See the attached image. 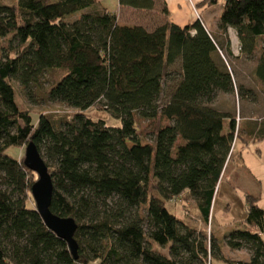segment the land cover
I'll use <instances>...</instances> for the list:
<instances>
[{
	"label": "trees",
	"instance_id": "1",
	"mask_svg": "<svg viewBox=\"0 0 264 264\" xmlns=\"http://www.w3.org/2000/svg\"><path fill=\"white\" fill-rule=\"evenodd\" d=\"M220 1L217 27L233 29L241 54L257 60L264 90V0L200 6ZM118 2L148 11L160 2L168 16L164 0ZM0 41V264H264L256 196H246L245 219L223 237L168 210L182 199L212 225L236 144L264 137L262 124L248 130L232 109L213 106L218 95L245 100L251 91L235 84L222 57L230 47L200 19L147 29L120 23L95 0H0ZM49 71L61 77L44 98L75 112L34 120L14 82L29 99ZM98 105L119 125L89 118ZM29 142L53 180L51 213L77 225V259L28 207L36 174L6 154ZM224 247L247 250L249 261H227Z\"/></svg>",
	"mask_w": 264,
	"mask_h": 264
},
{
	"label": "rangeland",
	"instance_id": "2",
	"mask_svg": "<svg viewBox=\"0 0 264 264\" xmlns=\"http://www.w3.org/2000/svg\"><path fill=\"white\" fill-rule=\"evenodd\" d=\"M3 1L8 4L12 2V0ZM222 5L220 1L217 5L207 10L197 7V11L198 14L202 16L203 21L207 22L208 25L205 24L207 30L215 35V37L217 36L224 46L228 44L230 47L231 54H228L227 50H224V55L222 57L233 75L235 84L246 90H250L251 93L248 94L243 101L239 100L237 95H218L213 106L221 111L232 109L237 119L239 117H245L247 118L246 121L251 123V125L257 126L262 124L264 127V90L254 72L257 66V60H248L241 54L239 49L240 43L233 29H228L225 34L219 31L216 24L222 13ZM158 11L155 15L161 20V15H164L161 13V9ZM142 17L144 19H149L152 16L144 15ZM163 23L164 22L161 24ZM5 43V41H0V57L6 46ZM60 75L61 74L55 75L50 71L47 72L42 79V89L37 90L33 88L29 99L24 95L21 87L14 82L16 99L20 108L29 112L34 120H36L40 114L52 113L58 115H71L75 112L73 109L62 104L48 102L44 98L47 88L53 84L55 80L59 79L61 77ZM259 105L261 107L260 110H258ZM86 115L93 120H104L107 126L119 125V122L110 117V115L101 108V105L89 109ZM142 143L144 144L145 140H142ZM243 145V141H239L236 144L230 169L227 172L226 178L220 185L214 222L212 225L208 224L204 226L201 224L197 213L191 206L192 204L187 202L185 206L182 199H176L170 202L169 205L171 208L168 206V210L187 224L194 227H201L206 231L207 235L211 232H215L217 237H223L237 224L240 225L239 223L241 220L245 219L247 214V195L256 196L258 198L257 205L264 208V137L260 140H254V143H250L247 147H243ZM24 153V147L19 149L17 147L10 148L6 152L8 156L12 158L16 157L18 160L24 158ZM33 179V181H36V175H34ZM34 205L33 199L30 198L28 207H33ZM152 248L161 253H167V249H161L156 245H152ZM221 254L224 259L233 263L248 262L250 259V254L245 249L234 251L224 247L221 250Z\"/></svg>",
	"mask_w": 264,
	"mask_h": 264
},
{
	"label": "water",
	"instance_id": "3",
	"mask_svg": "<svg viewBox=\"0 0 264 264\" xmlns=\"http://www.w3.org/2000/svg\"><path fill=\"white\" fill-rule=\"evenodd\" d=\"M23 164L37 176L30 188L36 211L41 216L45 226L67 243L70 252L77 259V244L74 240L77 225L72 218H62L51 213L53 180L47 165L33 142H29L25 147Z\"/></svg>",
	"mask_w": 264,
	"mask_h": 264
},
{
	"label": "crops",
	"instance_id": "4",
	"mask_svg": "<svg viewBox=\"0 0 264 264\" xmlns=\"http://www.w3.org/2000/svg\"><path fill=\"white\" fill-rule=\"evenodd\" d=\"M100 6L106 9L108 12L116 14L117 19L120 23L125 25H135L142 26L147 29L155 28V26L160 25L162 22H170L179 27H184L194 23L196 20L200 19L203 25H208L207 22H204L202 16L198 14L197 7L202 8L203 10H207L209 8H203L200 6L202 0H164L168 10V16H162L161 20L157 17L159 9H161V3H156V7L153 10H136L130 7L121 6L118 0H95ZM158 11V12H157ZM143 14V15H140ZM152 14V15H151ZM152 16L149 19H144L142 16ZM128 20V21H125ZM137 21V22H135ZM143 21V22H142ZM217 25V24H216ZM207 29V27L205 26ZM243 101V100H242ZM260 105L258 106V110H260ZM247 118L242 117L238 118L241 120L247 128H251L248 130H252L254 125L246 121ZM250 143H254V141H250L249 143H244L243 147H247ZM236 148V146H235ZM234 148V152H235Z\"/></svg>",
	"mask_w": 264,
	"mask_h": 264
},
{
	"label": "built area",
	"instance_id": "5",
	"mask_svg": "<svg viewBox=\"0 0 264 264\" xmlns=\"http://www.w3.org/2000/svg\"><path fill=\"white\" fill-rule=\"evenodd\" d=\"M240 49V48H239Z\"/></svg>",
	"mask_w": 264,
	"mask_h": 264
}]
</instances>
